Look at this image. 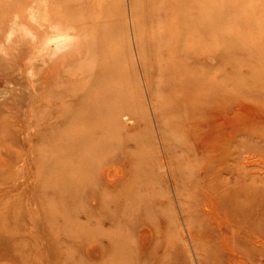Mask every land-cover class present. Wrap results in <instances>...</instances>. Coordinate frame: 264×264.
Returning a JSON list of instances; mask_svg holds the SVG:
<instances>
[{"label": "rangeland", "instance_id": "1", "mask_svg": "<svg viewBox=\"0 0 264 264\" xmlns=\"http://www.w3.org/2000/svg\"><path fill=\"white\" fill-rule=\"evenodd\" d=\"M250 1H252V3H254L255 7L257 8L255 12L257 21H259V23L260 22L263 23L264 0H250ZM13 2L12 1L9 2L7 0H0V215L8 212L9 208L11 209V206L14 207L15 203L17 202H18L17 203L18 206L15 205V208L17 209L16 211L18 214L14 211L16 216L11 215V213L9 212L7 213V215H4V218L0 216V221L4 219V222L7 223L11 222V224L8 223L7 228L3 227L4 229H2V226H5L7 223H5V225H1L0 227L1 230H3L0 231L1 232L0 237H2L3 234L5 236L3 237L4 241L2 242V244H0V264H10V263L18 264L19 262L21 264H27L28 261L26 260H29L33 253L34 254L32 256V260L30 259V261H33L34 258L37 259V257L40 258L38 260L35 259L36 263L32 262L28 264H56V262L57 264L59 262H60L59 264H65L63 254H65L66 251L69 250H70L69 252H72L73 254V256H71L69 260L70 264L71 263L73 264L74 262H76V264L77 263L100 264V261H103L102 258H105L103 252H106L105 250L106 242H107L106 237H104L102 240L105 244L104 245L105 247L103 248L104 250H102L103 252L101 251L100 248H98L99 247L98 244L94 243L93 237L91 235L89 239L85 238L82 240V242H77L76 244H73L71 240V242L69 241L70 243L60 242L61 245H59L60 243L55 245L57 242L55 241L56 242L55 243L53 241L55 240L54 238L58 236V235L55 236L57 231L52 230L50 227L47 226L45 217L42 213V210L43 209L45 210L47 208L48 203H45L44 201H42L40 196L38 197V195L34 194L35 193L33 192L34 175H28L25 169L27 167L28 161L30 160L35 161V157L38 156V151H36L35 149L38 147L41 148L40 146L41 144L39 143L42 142H40V139L36 137L37 132L40 131L42 133L41 130L43 129L44 132V130H46L47 128L46 125L44 126L39 125L38 128L34 124L35 119L37 118L38 115L37 112L38 107L44 104L43 99H46L48 97L47 93H49V90L52 89V86L55 88V86L57 87L61 82H64L66 80L73 81L75 78V75L78 70L77 62L73 57V55L75 56L76 54L74 52L78 51V48L75 46H77L78 44L79 47L81 42L84 46V49L82 51L83 54H80L82 56V57L80 56V60L82 65L85 66V68L91 70L96 65L97 54H96L95 39L97 34V25H98L97 23H99V21L102 20L101 18L104 19L102 23L104 24L105 29L107 28L109 30V33L110 32L112 33L111 35L109 34V39L113 48H116L117 50L116 51L114 49L117 55L116 56L117 61L119 62L118 63L119 75H117L116 83L117 84L119 83L117 86L119 87L122 95L124 96V99L128 101L127 102L128 105H130L128 106L129 110L120 113L119 128L118 127L113 128V125H109L110 131L108 134H106V136L108 137L111 136L110 138H113L118 135L122 137H124L123 135H127L126 140H128V137L129 138L131 137L134 138L135 141L133 139H131V141L125 140L126 142L124 143V146H123V142H124L123 141L122 144L119 146L120 148L119 147L115 148L117 150V154H120V152L123 153L122 150L125 149L126 151L127 149L128 155L130 157L129 163H124L125 165L121 163L114 164V162L110 161V162H103V164L99 166L98 176L100 178L99 179L100 183L98 184L99 187L101 188L97 186V190L106 193L111 191L113 192V189L115 191L117 188H120L121 192L119 191V189L117 190V192H119L120 195L121 193L124 192L126 195H128L129 198L127 202L135 204L134 207L135 209L133 210V216L136 215L140 217V216H145V214H147L148 217H150L149 220H151V222L154 223L155 227H153V229L151 227L152 225L148 223L135 224L133 229L128 228L130 230V235L134 237V238L132 236L129 237L128 241L130 242L132 248L135 247L134 249L136 250V252H139L141 250L140 245L141 247L144 245L145 247H148V249H151L150 247H152L154 243L153 239H157L160 240L161 242L159 243L158 248L153 247L155 250L151 249V251H154L155 253H157V255L160 256L164 251V248L162 247L164 243L167 241L166 244L168 246L167 247L168 257L167 259L165 258L164 264H232L231 255L226 250H228V247H232L231 245H233V241L232 243L230 241L233 240L231 238L233 235L231 232V228L229 226L230 223L228 222L227 224L225 221V217H223L224 216L223 204L221 202H218V197L216 193L218 191L224 192L225 190L223 188L225 185L222 184L220 179L218 180V178H216V175L220 174L221 172L220 171H219L220 173L214 172L216 173V175H214V173L212 172L208 176H206L205 173H203L207 163L205 161H208L209 158L212 157V156L206 157L204 155L205 150L203 149V147L205 148L206 144L207 145L209 144L212 147L215 143V141L211 139L210 141L206 142L207 140L204 139V136L211 138V136L215 134H209L210 133L209 130L211 129H208V127L211 126V124H208V127L205 131L207 132V134L204 133L203 135L198 134L194 138L187 137L183 141V143H181L180 146V141H178L175 134H173L170 131L171 125L168 124L170 123L168 122L169 119H167L166 114H164L165 112H163L164 110L167 109L168 102L165 101L164 99L165 93L161 89V83L159 82L160 78L154 80V87L156 86L155 88L158 92V98H155L152 95L151 86L150 84H148L149 81L147 78V69L148 72L159 71L160 74H164L165 71L162 62L164 61L167 55L163 54L160 50L157 53L155 51H152L154 55L152 58L151 66L154 64V68L150 70L149 68L145 67L140 52L141 48L140 46L138 48V45L140 41L143 39L147 42H152V43L153 40H152V36H150L149 34L138 33L136 28V21H137L136 19L138 16L137 14H133L136 11L134 2L132 0H85L84 2H87L86 3L87 15L86 18L84 19L85 25L83 32L81 31L82 33L77 30H74V28H72L68 24H66L68 28L64 26L62 27L61 24L57 25L58 22H56L53 17H50L47 20L45 16L48 17L49 12L54 7L49 2V4L51 5L50 7L47 0L44 1L15 0ZM44 3L47 4L45 7H44ZM48 7L52 9L51 10L49 9V11L46 12V10L48 9L45 8ZM42 10H44L45 12ZM227 12L229 13L228 15L229 23H226L224 25V29H226L225 27L227 26L235 33V27L233 25L234 13L231 9L228 8H227ZM105 17L107 18V22ZM63 24L65 25V23ZM109 24L110 26H112V29L109 28L110 26H107ZM148 24L150 25L149 27L151 28L157 27L159 25V21L154 22L153 20H150L147 22V25ZM162 24L163 23L160 22V25ZM58 26L60 27V29ZM160 28H161L162 36L165 37L164 29H162L163 27L160 26ZM224 29L221 28L222 31H224ZM59 30L61 32H58ZM110 36H112V39L110 38ZM73 45L75 48L73 47ZM164 45L165 44H162L163 48ZM69 51H71L70 52L71 54L69 53ZM63 54L65 57L63 56ZM213 58H210V60L208 61L211 67L215 68L217 64V59L216 58L213 59ZM158 61L159 63H157ZM53 62L57 63V65L54 64ZM58 64H62L61 70L65 69L67 74H64L62 71L58 70V72L55 75L56 77L54 81L49 80L51 84L49 86V84L46 82L47 81L46 77L48 76L46 74H51L48 71L50 70V68H52V65L58 66ZM119 68L121 69V71ZM241 68L243 70L247 69V67L245 66ZM162 77L163 76H161V78ZM41 84L43 86H41ZM120 84L122 86H120ZM37 100L38 102H36ZM240 101L243 104L238 103L237 101L238 105L236 102H234L235 104L233 105L234 107L232 106L226 107L223 116L218 119V122H220L221 126L219 129L218 126L214 127V132L216 133L217 131L220 132V134H216L217 135L216 139H219L221 137L222 141H220L221 139H219V141L216 140V143L218 142L221 144L219 145L220 146L219 149H222L224 153H229L230 151H233V149H235L234 145L236 139L239 140L245 139L243 140L244 142L249 140L248 141V143L250 142L249 145L244 144L241 146V151H240L241 160L240 159L239 160H240V170L242 171V178L240 182L242 187L254 188L258 190L254 197L255 200L253 199V201L257 205V203L261 202V200L264 198V141H263L264 139L262 140L260 137H258L259 134H264V104H261L260 102L257 103L256 101L251 99L250 100L241 99ZM35 103H37L38 105H36ZM235 109L237 110V112H235L236 111ZM161 110L162 113L160 114ZM130 111H132L134 114H131ZM233 112H235L234 115H232ZM212 120L213 118H211L208 122L211 123ZM106 122L108 123V121ZM87 124H90V122ZM33 125H35L36 128ZM110 126L112 127V129ZM35 129L38 131H35ZM165 129L169 131L168 134H166L165 136L166 141H168L169 143L173 142L172 144L174 146L178 144L180 147L175 151H172L173 150L172 148L171 150L172 152H170L171 154L167 152L164 141L165 139L162 133L163 130ZM248 132L251 134H249V138H246L248 137ZM254 133L256 134V136ZM236 135L237 137H235ZM36 139H38L39 142H37ZM203 139L206 141H204ZM186 141L187 143L190 142L189 145L185 143ZM223 143L225 144L223 145ZM121 146H123L124 148L123 147L121 148ZM132 147L134 149L136 147L137 150L136 149L134 150ZM130 149H132V151ZM185 151L187 152L186 155L189 158L185 156L186 153ZM134 152L135 153L138 152L136 157L134 156L135 154ZM214 153L215 152H213V154ZM220 154L217 153V155H215V158ZM174 155L178 157L176 158L174 157ZM184 156L187 157V159H185ZM131 158H133L134 161H131ZM188 159H190V161ZM138 162L141 163L143 166ZM172 164L178 165L176 170H174ZM115 167L120 170L118 171L119 173L116 171ZM133 169L134 172L133 174H131L130 172L133 171ZM105 172L106 174H108V178H109L108 181L110 183H108L106 178L104 179L102 177L104 176ZM183 172H186L187 174ZM256 172L258 173V175L256 174ZM181 174H184V177ZM213 175L219 181L218 183L216 181L217 184L215 183V178L212 179V177H209ZM218 176L219 178L222 177L223 173L222 176L221 174ZM133 177L134 180L135 179L137 180L136 182L139 185L133 182L134 181L132 179ZM207 177L211 178L212 180ZM205 178L211 181L206 182ZM193 179L195 180L193 181ZM249 179L252 180V183L249 182L251 181ZM128 182H130V184ZM189 182H193L194 187L193 184ZM206 183L207 184L209 183L208 186L209 185L210 186L208 187ZM219 183L221 186L219 185ZM197 184H199V186H197ZM229 184L232 185L233 182ZM115 185H117V187ZM132 185L135 188L136 186H138L137 190L135 188L134 189L137 192L141 193L142 195L144 194L143 195L144 198H142L141 194L139 193L138 194L140 195V197L139 195L137 196L136 191H135L136 193L132 192L134 191ZM217 185H219L220 190H218V188L216 187ZM130 186L132 187V189L129 188ZM187 186L190 189H188ZM193 188L194 190H192ZM215 188L217 191L215 190ZM129 189L131 193H128L130 192ZM126 190L127 192H125ZM208 191L209 192L214 191V193L212 192L213 193L212 194L211 192L209 193ZM187 192L189 195L187 194ZM189 192H191V194ZM196 192L199 194H197ZM202 192L204 194L207 193L206 195L209 196H204V194H202L204 197L203 198L202 196H200ZM132 193H134L135 195ZM129 194H131V198L129 197L130 196ZM182 194H184L183 195L184 197L181 196ZM132 196H134L135 198L133 199ZM76 199H80L78 203L81 202V204L76 203L77 201ZM76 199L74 198V200L71 202H73V204L75 202V204L84 206L86 211L85 212L78 211V214L76 213L74 215L75 218L74 216L72 217V215H70L68 211L71 220H73L78 224L85 225L86 228L90 230V232L92 228L94 229L99 227L101 228V230L105 228L104 232H108L113 236H122V234L126 236L129 235L128 234L129 230L120 229L121 227L119 225L110 226L109 225L110 223L106 222V225L104 223L102 228V225L98 226L97 224H94L91 221H89L88 217L85 218L87 216L86 213L91 208H92L91 211L99 210L97 208L98 205L94 202V199L92 197L86 198V200L84 199L87 202L85 201L82 202L81 201L82 198L80 197ZM207 199L208 200L210 199L209 203H206L208 202ZM181 200L184 201L183 204H181L182 203ZM137 201L139 203H137ZM20 202L23 203V204L21 203L22 206L20 205ZM36 203L38 204V206L36 205ZM202 203L204 207L202 206ZM209 204L212 205L209 206ZM139 205L141 206L139 207ZM182 206H186V207L184 208ZM212 206L213 207L215 206L219 210L217 211L216 208H214L215 210H213ZM263 207L264 205L262 206V208L259 207L256 208L261 210L263 209ZM21 209H24L25 211L26 209L27 211L29 210V213L31 215L27 211L25 212L24 210ZM36 209L39 210L37 211ZM182 209H184L185 211L184 210L182 211ZM187 209L191 213H188ZM18 210H20L21 212ZM154 210L156 213L153 212ZM23 211L25 213L24 215H23ZM8 215L11 220L8 218ZM218 218L221 219V221H219ZM35 220H38L41 223L39 222L40 223L39 224L38 221H36L39 225L35 224L36 223ZM156 220L158 222H156ZM1 222L0 224L3 223ZM14 222L18 224L15 225ZM20 222H22L21 223L22 225L19 224ZM12 223H14V226ZM148 226H150V228ZM73 227L74 226H72L73 232L70 233H74V234L76 233L75 235H78V233L82 232L81 230L78 229L75 230V228ZM139 227L140 229H138ZM34 229L37 230L35 231ZM5 230L13 231L12 234L13 235L15 234V236L12 235L13 237H11V231H6L8 232L6 233ZM20 231L22 232L21 234ZM44 231L47 233H45ZM50 231L51 234L54 235L55 237H53V240L52 238H50V240L52 241L48 242L47 236ZM54 232L56 233L53 234ZM142 234L143 237H141ZM21 236L24 237L23 242H21L23 239L20 238ZM50 237L52 236L50 235ZM235 237H236L235 239L241 238V236H238L237 234L235 235ZM14 239L15 241H13ZM29 239L32 241H30ZM14 242H18V243H14ZM88 242H90V244H87ZM228 242H230L231 245L228 244ZM21 243L22 245H20ZM149 244L151 246H148ZM54 245L55 247H53ZM223 245H226L225 250ZM14 246L16 247L14 248ZM28 247L29 249L32 248L31 251L33 250V252L30 253L31 255L28 253V251L31 252L28 249ZM25 248H27L28 250ZM251 248L253 250L252 258L254 260V263L264 264V256H262L261 247L253 246ZM35 251L36 252L38 251L41 254H38ZM151 251L149 250V252ZM99 253L101 254L99 255ZM28 255L30 256L29 258L27 257ZM19 256L21 257L19 258ZM23 259H25L27 263L23 261ZM80 260L81 262H78ZM106 260L107 259H104L103 261L104 264L107 263ZM245 264H251V263L249 260H247Z\"/></svg>", "mask_w": 264, "mask_h": 264}, {"label": "bare ground", "instance_id": "2", "mask_svg": "<svg viewBox=\"0 0 264 264\" xmlns=\"http://www.w3.org/2000/svg\"><path fill=\"white\" fill-rule=\"evenodd\" d=\"M7 1L13 2L15 0H7ZM84 1L83 0H47L48 4L50 2L51 5H53L54 7L56 6L55 7L56 9L53 6H52L53 9L49 7L45 8L48 9L46 10V12L49 11V9L50 10L52 9L49 12L48 17L47 16L45 17L47 20L48 18L53 17L54 20L58 22L57 25L61 24L62 27L64 26L68 28L66 26V24H68L72 28H74V30L83 32L85 25L84 19L86 18L87 15V6H86L87 2ZM132 1L134 2V5L136 7V11L133 14H137L138 16L137 19L134 18L137 20L136 28L138 33L149 34L150 36H152V40H153L152 43V42H147L143 39L140 41L138 45V48L140 46L142 50V51L140 50V52L145 67L149 68L150 70L154 68V64L151 66L152 58L154 55L152 51H155L157 53L160 50L163 54L167 55L164 61L162 62L165 71L164 74H160L159 71H157L158 73L156 71L148 72L147 69V78L149 81L148 84H150L151 86L152 95L155 98H158V92L155 88L156 86L154 87V80L160 78L159 82L161 83V89L165 93L164 99L165 101L168 102L167 109L164 110L163 112H165L164 114H166L167 119H169L168 122L170 123L168 124L171 125V126L169 125L171 127L170 131L173 134H175L177 140L180 141V146L181 143H183V141L187 137L194 138L198 134H202V135L203 133L207 134V132L205 131L208 127V124H211V126H209L210 128L208 127V129H211L209 130L210 131L209 134H215V135H212L211 138L204 136V139H206L207 141L204 139L203 140L208 142L211 139L214 140L215 143L212 147L209 144L208 145L206 144L205 148L203 147V149L205 150L204 155L206 157L212 156L211 158H209L208 161H205L207 163L203 173H205L206 176H208L212 172L213 173L221 172L220 173L221 176L223 173V176L220 178L218 176L220 174L216 175V173H214V175H216V178H218V180L220 179L222 184L225 185L223 187L225 189L224 192L221 191L216 192L217 191L216 188H215L216 190L215 192L217 193L218 202H221L223 204V208H224L223 217H225V221L227 224L228 222L230 223L229 226L231 228V232L233 235L231 237L233 240H230L231 238L228 239L231 241V243L233 241V245H231V243L228 242V244H230L232 247H228V250L226 251H228L229 254L231 255L232 264H245L247 260H249L251 264H255L252 258L253 250L251 247L253 246L261 247L262 256H264V207L263 209H261L262 211L256 208V207L262 208V206L264 205V198L261 200V202L257 201L258 203L256 205L253 199L258 190L254 188L242 187L240 182L242 178V171L240 170L241 146L244 144L249 145L250 142L248 143L249 140L247 139H246L247 141L245 142L243 141L245 139L243 140L236 139L234 145L235 149H233V151H230L229 153H224L222 149H219L220 147L219 145L221 144L218 142L216 143V140L219 141L221 137L219 136L220 138L218 137L219 139H216L217 136L216 134H220V132L217 131V129H216L217 133L214 132V127L218 126V129L220 128L221 124L220 122H218V119L223 116L226 107L228 106L234 107L233 106L235 105L234 102L237 103L238 101V103H242L240 101L241 99H246V100L251 99L256 101L257 103L260 102L261 104H264V22L259 23V21H257V18L255 16L256 14L255 12L257 8L255 7L254 3H252V1L250 0H132ZM46 5L47 4L44 3V7ZM227 8L231 9L234 13L233 25L235 27V33L227 26L225 27L226 29H224V25L226 23H229L228 22L229 13L227 12ZM101 19L102 20H100L99 23H97L98 24L97 34L95 39L96 54H97L96 65L91 70H88L87 68H85L84 65H82L80 60V56H81L80 54H83L82 51L84 49V46L82 42L79 45V47L77 44V46L75 47L78 48V51L74 52L76 54L75 56L73 55V57L77 62L78 70L74 80L73 81L66 80L64 82H61L57 87L55 86V88L53 86L52 89L48 88L50 89L49 93H47L48 97L46 99H43L44 100L43 105L45 106L39 104L40 106L38 107V111H37L38 115L37 118L35 119L34 124L37 127L39 125H43V126L46 125L47 128L45 127L46 130H44V132L42 129L41 130L42 133L40 131H39L40 133L37 132L36 137L40 139V142H42L39 143L41 144L40 145L41 148L38 147L35 149L36 151H38V156L35 157V161L34 160L28 161L27 167L25 169L28 175H34V179L32 178L34 180L33 182V192H35L34 194L38 195V197L40 196L42 201H44L45 203H48L47 208L45 210L43 209L42 213L45 217L47 226L50 227L52 230L57 231L58 233V234L56 232L53 233V234L56 233L55 236L58 235L56 238H54L55 240L53 241V242L55 241L57 242V243L55 242L56 244L54 243L55 245H57L60 242L68 243L69 241L71 242V240L73 244H76L77 242H82L83 239L85 238L89 239L92 236L94 243H97L99 246L98 248H100L102 251L104 250L103 248L105 247L104 246L105 244L102 240L104 237H106L107 238L106 248H105L106 252L102 251L103 254L105 255L104 256L105 258H102L103 261L104 259H107L106 264H164L165 258L167 259L168 257V253H167L168 246L166 244L167 241L164 243L162 247L164 248V251L162 252L161 256L157 255V253H155L154 251H151V249L155 250L154 248H158L159 243L161 242L160 240L153 239L154 243L153 246L150 247L151 249H148V247H145L144 245L141 247L140 245L141 250L139 252H136V250L134 249L135 247L132 248L130 242L128 241L129 237L132 236L130 235V230L128 228L133 229L135 224L148 223L152 225L151 226L152 229L153 227H155L154 223H152L151 220H149L150 217H148L147 214H145V216H140V217L136 215L133 216V210L135 209L134 208L135 204L127 202L129 199L128 195H126L123 191L121 195L119 194V192H117L118 189L120 191V188H117L115 191L113 189V192L111 191L106 193L97 190V186L99 187L98 183H100L99 180L100 178L98 176L99 166H101L103 162H110V161L114 162V164L129 163L130 157L128 155L127 149L126 151L125 149L122 150L123 153L120 152V154H117V150L115 148L119 147L123 141H124L123 146L124 143L128 140L131 141V139H133L135 141V139L131 137L130 138L128 137V140H126L127 135H123L124 137L118 135L113 138H110L111 136L110 137L106 136V134H108L110 131L109 125H113V128L114 127L119 128L120 113L129 110L128 106L130 105H128L127 103L128 101L124 99V96L122 95L119 87L117 86L119 84L116 83L117 75H119L118 74L119 62L117 61L116 58L117 56L115 53L116 48H113L109 39V34L111 35L112 33L111 32L109 33V30L107 28L105 29V26L102 23L104 19L103 18ZM105 19L107 22L106 17ZM150 20H153L154 22L159 21V25L157 27H152V28L149 27L150 25L149 24L147 25V22ZM160 22L163 24L160 25ZM63 23H65V25ZM107 26H110V24ZM160 26H162L163 27L162 29H164V32L166 34V35L164 34L165 37H163L161 34L162 32ZM109 28L112 29V26H110ZM221 28H223L224 31H222ZM58 32L61 31L59 30ZM110 38L112 39V36H110ZM162 44H165L164 48L162 47ZM70 52L71 51H69V53ZM213 57L217 59V64L215 68H212L208 61L210 60V58ZM55 62L53 63L57 65V63ZM157 63H159V61ZM56 65H52V68H50V70L48 71L51 74H46L48 76L46 77L47 81L46 80L45 81L49 84V86L51 85L50 81H54L56 77L55 75L58 72V70L62 71L64 74H67L65 69L61 70L62 64H58V66ZM244 66L247 67V69L243 70L241 68ZM242 70L245 72H243ZM161 76L163 77L161 78ZM41 86L43 85L41 84ZM120 86L122 85L120 84ZM36 102H38V100ZM35 104L38 105L37 103ZM130 112L131 114H134L132 111ZM235 112H237V110ZM235 112H233L232 115H234ZM161 113L162 110L160 111V114ZM211 118H213L212 120L213 123L208 122ZM106 121H108V123ZM89 122L90 124H87ZM35 125L33 126L35 127ZM35 131L38 130L35 129ZM168 132L169 131L165 129L163 130L162 133L165 139L164 141L167 152L170 153L180 147L178 144L174 146L172 144L173 142L169 143L168 141H166L165 136L166 134H168ZM249 134L251 133L248 132V137L246 138H249ZM235 137H237V135ZM258 137H260L263 140L264 134H259ZM36 140L37 142H39L38 139ZM220 141H222V139ZM185 143L189 145L190 142L187 143L186 141ZM224 144L225 143H223V145ZM123 146H121V148ZM130 150L132 151V149ZM213 152L215 153L213 154ZM137 153H135L136 155L134 154L135 157L137 156ZM217 153H219L220 155L216 156L215 158V155H217ZM186 154L187 152L185 153V156H187ZM174 157L176 156L174 155ZM187 157H185V159H187ZM133 158H131V161H134ZM188 160L190 161V159ZM172 165L174 170H176L178 165L177 164H172ZM115 169L117 172L120 171L116 167ZM133 172L134 169L130 173L133 174ZM183 173L187 174L186 172ZM256 174L258 175L257 172ZM181 175H183L184 177V174ZM214 175L209 177H212L213 179L215 178ZM102 177L104 179L106 178L107 181L109 179L108 174H106V172ZM216 178H215V183L216 181L218 183L219 181ZM132 179L134 180V177ZM194 180L195 179H193V181ZM211 180L206 179L205 181L207 182ZM136 181L137 180L135 179L133 182L137 184ZM231 182H233L232 185L229 184ZM249 182L252 183V180ZM108 183L110 182L108 181ZM128 183L130 184V182ZM189 183L193 184V182H189ZM219 185L216 186L218 190H220ZM115 186L117 187V185ZM197 186H199V184H197ZM132 187L130 186L129 188L132 189ZM134 188L135 187H133V189ZM137 188L138 186H136L135 189L137 190ZM135 189L132 192H135L136 191ZM188 189L190 188L188 187ZM192 190H194V188ZM125 192H127V190ZM212 192L214 193V191ZM128 193H131V191ZM138 193L139 192H137V196L141 194ZM189 193L191 194V192ZM202 194L204 193L202 192L200 196L203 197ZM206 194H204V196H209ZM129 195H130L129 197L131 198V194ZM143 195L141 194L142 198H144ZM183 195L184 194H182L181 196L184 197ZM79 197L82 198L81 199L82 202H84L86 198L92 197L94 199V202L98 205L97 208L99 210L91 211L92 210L91 208L86 213L87 216L85 218L88 217L89 221H91L94 224H97L98 226L102 225V228L104 223L106 225V222H109L110 224L109 223L108 224L110 226L119 225L121 227L120 229H128L129 230L128 234L130 236L129 235L126 236L122 233H121L122 236H113L108 232H104L105 228L102 229L103 230L102 231L101 228L99 227L94 229L92 228L90 232V230H88V228H86L85 225L78 224L73 220H71L69 217V213L73 217L76 213L78 214V211H84V212L86 211L84 206L78 205L81 204V202L78 203L80 199H76ZM132 197L133 199L135 198L134 196ZM74 198L77 200L76 203L78 204H75V202L73 204V202H71L74 200ZM209 200L207 199L208 202L206 203H209ZM183 202L184 201H182L181 204H183ZM17 203H15V205H17ZM21 203L22 202H20V205ZM137 203L139 202L137 201ZM15 205L14 207L10 205L11 209L9 208V211L7 210L9 213H11V215H15L14 211L17 213L16 211L17 209L15 208ZM36 205L38 206L37 203ZM210 205L212 204H209V206ZM140 206L141 205H139V207ZM202 206L204 207L203 203ZM182 207L185 208L186 206H182ZM212 208L213 210H215L214 208L216 207L212 206ZM183 210L184 209H182V211ZM218 210L219 209H217V211ZM24 211H23V215L25 214ZM8 212L0 216L4 218V215H7ZM27 212L29 213V210ZM153 212H155V210ZM188 213L191 212L188 210ZM8 218L10 219L9 215ZM1 221L0 222L2 224H0V227L1 225H5V223H7L4 222V219ZM36 221L38 220H35V222ZM219 221H221V219H219ZM39 222L40 221H38V223ZM156 222L158 221L156 220ZM8 223L11 224V222ZM8 223L5 226H2V229H4L3 227L7 228ZM14 223H12L13 226ZM21 223L22 222H20L19 224L22 225ZM38 223L36 222L35 224ZM17 224L15 223V225ZM72 226H74L73 228H75V230L78 229L81 230L82 232L78 233V235H75L76 233L75 234L70 233L73 232ZM148 227L150 228V226ZM138 229H140V227ZM0 231L3 230H1L0 228ZM6 231H11V230H5V232ZM21 231L20 234L22 233ZM12 232L13 231H11V237L15 236V234L13 235ZM235 233L238 236H241V238L239 237L240 239L238 238L235 239L236 238ZM50 235L52 237H50ZM55 236L52 235L50 231L47 236L48 242L52 241L53 237ZM3 237H5L4 234L2 235V237H0V244H2V242L4 241ZM141 237H143V234ZM20 238H23L21 241L23 242L24 237L21 236ZM50 238H52V240H50ZM13 241H15V239ZM14 243H18V242H14ZM87 244H90V242H88ZM20 245H22V243ZM55 245L53 247H55ZM59 245H61V243ZM16 246H14V248ZM148 246L151 245L149 244ZM223 246L225 250L226 245ZM31 249L29 250L31 251ZM149 250L151 252H149ZM69 251H66V253L63 254L65 264H70L69 262L70 257L73 256L72 252ZM32 252L33 250L31 252L28 251L29 254ZM36 253L41 254L38 251ZM33 254L32 255L30 254L31 260ZM100 254L101 253H99V255ZM21 256H19V258ZM27 257L29 258L30 256L28 255ZM39 258L38 257L37 259L34 258L33 261H30V259L26 261H28V263H32V262L36 263V260H38ZM23 261H25V259H23ZM103 261H100V264L101 262L102 264H104ZM78 262H81V260ZM73 264H76V262H74Z\"/></svg>", "mask_w": 264, "mask_h": 264}]
</instances>
